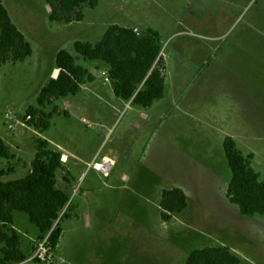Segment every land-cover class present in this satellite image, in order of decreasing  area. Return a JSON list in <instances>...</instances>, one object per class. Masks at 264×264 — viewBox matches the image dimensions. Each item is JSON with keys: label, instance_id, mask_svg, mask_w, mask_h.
<instances>
[{"label": "rangeland", "instance_id": "obj_1", "mask_svg": "<svg viewBox=\"0 0 264 264\" xmlns=\"http://www.w3.org/2000/svg\"><path fill=\"white\" fill-rule=\"evenodd\" d=\"M0 1L32 48L1 69L0 138L15 159L0 161V182L29 172L40 137L62 155L57 182L70 195L54 253L42 250L25 214H14L23 252H34L21 264H184L191 250L213 247L264 264V216L243 217L226 199L223 151L232 138L264 181V0H99L71 24L50 22L47 0ZM112 25L158 33L164 97L149 109L121 103L102 69L78 61L95 81L46 106L59 114L41 134L38 118H26L53 77L56 53L95 44ZM104 157L113 161L107 176L94 168ZM174 188L187 207L165 223L161 193Z\"/></svg>", "mask_w": 264, "mask_h": 264}, {"label": "trees", "instance_id": "obj_2", "mask_svg": "<svg viewBox=\"0 0 264 264\" xmlns=\"http://www.w3.org/2000/svg\"><path fill=\"white\" fill-rule=\"evenodd\" d=\"M52 12L50 22L71 24L81 22L83 6L95 9L99 0H47ZM73 54L60 50L54 58L56 79L51 78L41 90L36 108L27 116L37 117L33 124L41 134L50 128L51 120L59 114L55 107L44 109L53 101L78 95L85 85L92 84L95 76L85 66L93 64L107 73L112 93L117 100L132 106L149 109L164 97L165 69L161 56L162 44L158 33L148 29L142 33L134 29L112 25L95 44L76 41ZM32 48L24 35L11 21L0 1V76L8 62L20 63L31 57ZM67 116L66 113H62ZM35 154L30 170L15 181L0 182V264H21L32 254L23 252L21 236L14 227V214H25L38 230L37 241H45L47 252L54 253L63 233L62 223L69 218L70 195L58 187L57 172L63 170L62 155L40 137L35 139ZM223 151L231 171L226 199L238 207L241 216H264V181L252 167L254 156L244 155L236 142L229 137L223 141ZM15 156L0 138V161H12ZM12 172V168L8 169ZM187 207V197L181 189L164 190L159 208L163 222L181 214ZM33 264H41L34 259ZM54 264V263H46ZM184 264H243L227 247L191 250Z\"/></svg>", "mask_w": 264, "mask_h": 264}, {"label": "built area", "instance_id": "obj_3", "mask_svg": "<svg viewBox=\"0 0 264 264\" xmlns=\"http://www.w3.org/2000/svg\"><path fill=\"white\" fill-rule=\"evenodd\" d=\"M134 32L137 33L136 29H134ZM101 75L105 78V81H106V82H109V81H108V77H107V73H106V72H102ZM9 119L12 120L11 118H9ZM26 119L29 120L30 117L27 116ZM9 128H12V126H10ZM111 166H112V162H111V161H106V160H104L101 164H95V165H94V168H95V170H96L97 172L102 173L103 176H107L108 170H110ZM41 248H42L43 251H46L44 245H42Z\"/></svg>", "mask_w": 264, "mask_h": 264}, {"label": "crops", "instance_id": "obj_4", "mask_svg": "<svg viewBox=\"0 0 264 264\" xmlns=\"http://www.w3.org/2000/svg\"><path fill=\"white\" fill-rule=\"evenodd\" d=\"M58 52H59V51H58ZM58 52H57V53H58ZM57 53H56V54H57ZM85 68H87V67L85 66ZM87 69H89V68H87ZM89 70H90V69H89ZM90 72H91V71H90ZM92 74H93V73H92ZM93 75H94V74H93ZM94 76H95V75H94ZM88 85H89V84H88ZM85 86H86V85H85ZM85 86H84V87H85ZM84 87L82 88L81 92H80L78 95H80V94L83 92ZM76 96H77V95H76ZM117 101H119V102H121V103H124V102H122V101H120V100H117ZM74 103H78V104H77L78 109H84V108L86 109V106H85L84 104H82L81 102H79V101H74ZM75 105H76V104H75ZM81 122L84 123V124L87 123V121H86L84 118H81ZM49 143H50V142H49ZM50 144H51V143H50ZM57 149L60 150L58 147H57ZM104 160H106V161H111V162L113 163V161H112L110 158H108V157H104V158H103V161H104ZM173 217H174V216H172V218H173ZM172 218H171V219H172ZM171 219H170V221H171ZM144 236H145V234L142 235V242H143V240H144ZM143 244H144V243H143Z\"/></svg>", "mask_w": 264, "mask_h": 264}, {"label": "water", "instance_id": "obj_5", "mask_svg": "<svg viewBox=\"0 0 264 264\" xmlns=\"http://www.w3.org/2000/svg\"><path fill=\"white\" fill-rule=\"evenodd\" d=\"M58 74H59V70H55L54 72H53V79H56L57 78V76H58ZM64 158V157H63Z\"/></svg>", "mask_w": 264, "mask_h": 264}]
</instances>
